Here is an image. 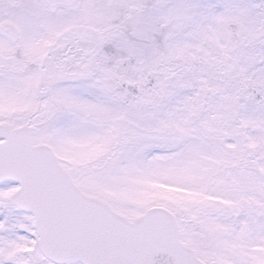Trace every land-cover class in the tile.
<instances>
[{"label": "snow or ice", "instance_id": "6c2138e0", "mask_svg": "<svg viewBox=\"0 0 264 264\" xmlns=\"http://www.w3.org/2000/svg\"><path fill=\"white\" fill-rule=\"evenodd\" d=\"M0 264H264V0H0Z\"/></svg>", "mask_w": 264, "mask_h": 264}]
</instances>
